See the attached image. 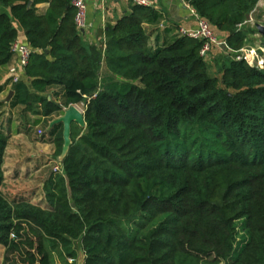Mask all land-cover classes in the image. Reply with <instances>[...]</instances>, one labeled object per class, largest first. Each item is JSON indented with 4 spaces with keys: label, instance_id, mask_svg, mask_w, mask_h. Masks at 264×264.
<instances>
[{
    "label": "trees",
    "instance_id": "1",
    "mask_svg": "<svg viewBox=\"0 0 264 264\" xmlns=\"http://www.w3.org/2000/svg\"><path fill=\"white\" fill-rule=\"evenodd\" d=\"M183 1L224 38L216 74L203 41L158 33L152 7L132 5L94 52L72 0H0V67L12 66L13 23L34 51L33 92L13 84L10 108L37 106L48 125L80 106L87 130L72 126L45 208L2 193L10 136L0 130L2 264H52L51 253L77 264L75 245L83 264H264V70L236 58L248 31L238 27L260 0ZM51 89L55 99L41 96ZM48 136L59 159L62 125Z\"/></svg>",
    "mask_w": 264,
    "mask_h": 264
},
{
    "label": "crops",
    "instance_id": "2",
    "mask_svg": "<svg viewBox=\"0 0 264 264\" xmlns=\"http://www.w3.org/2000/svg\"><path fill=\"white\" fill-rule=\"evenodd\" d=\"M149 1L152 4V8L163 16L162 22L158 28V33L168 29H195L196 21L191 16L183 0ZM132 5L133 4L131 3V0H88L86 9V28L84 29V31L81 32L83 42L86 44V46L92 49V51L94 52H101L104 49L105 41L109 30L116 24L118 20H120L124 15H126L130 11ZM47 7V4H41L37 6V9L39 12L44 13ZM0 14H6L9 16V10L0 6ZM13 27L18 32L17 41L23 44H27L24 31L18 26L17 23H13ZM155 38L156 35H153L151 38V41L153 43L155 41ZM211 51L212 52H210L211 55L209 56V58L213 61H217V65L215 66L216 70L215 73H213L216 74L219 70L217 60L219 55L217 54L223 55L225 53L224 47H221V49L219 50L213 48ZM221 52H223V54ZM14 63L15 59L13 57L10 64L13 65ZM9 66L10 65L0 67V130L8 132L10 136L5 150V155L7 154L8 149L12 148V139H14L16 135H22L25 139H28L31 136L30 134H26L27 130L29 129H33V132L35 130L42 132L41 136L38 135V137H36V139L38 140L36 144L40 145L41 148L43 147L44 152L49 151L51 154H53L54 146L52 144L50 136H48V129L51 122H49L48 125H45L44 119L36 114V112L39 111L38 107L35 106L31 111L27 112L23 107L19 106L15 108H10V102L12 99L8 103H6V98L8 94L12 91L11 86L8 83ZM107 76L108 70L103 60L101 62V68L99 70V78H105ZM21 82H23L28 87L30 92H33L31 88V80L26 78L24 74L21 75ZM58 92L59 89H51L47 94H43L41 96L47 97L48 100H53L55 99L53 95ZM17 126L19 127L17 128ZM23 127L26 128L24 131L22 129ZM21 131H23L24 134L21 133ZM30 158L31 159H28L25 164H22L21 166L19 165L20 169L25 168V166H28L30 163H41V165L44 164L43 159H41L40 161L39 159H34V156H31ZM18 168L14 169V171H18ZM43 168L44 167L41 166V169ZM49 181L50 178L40 186V191L44 193V197L45 186L49 183ZM33 194V191H25L23 193L16 192L14 193V195H10V198L13 197V200L14 198H19L18 200H26L36 205L34 201L35 197L33 198ZM79 256L80 254H78L77 257V264H83L84 259L80 260L81 258Z\"/></svg>",
    "mask_w": 264,
    "mask_h": 264
},
{
    "label": "rangeland",
    "instance_id": "3",
    "mask_svg": "<svg viewBox=\"0 0 264 264\" xmlns=\"http://www.w3.org/2000/svg\"><path fill=\"white\" fill-rule=\"evenodd\" d=\"M248 23L244 25V27L239 28L245 30L247 29L246 33V46L244 50L251 59V62L254 63L258 59V57L264 53V41L262 36L258 33L254 32V24H260L264 26V0H260L256 9L252 12V14L248 18ZM219 43L224 41L223 37H218ZM216 49H221V47H215ZM212 52V51H211ZM223 54V52H221ZM244 54V55H246ZM211 53L209 54V56ZM219 55L218 57V65L221 64L222 58L226 55ZM217 61H213L210 58L207 59V64L211 70V73H215ZM264 70V69H263ZM78 108L81 109L79 106ZM79 109V110H80ZM82 112V111H81ZM19 126H17L18 128ZM23 131L26 129L25 127L22 128ZM21 133L24 134V132ZM38 130L32 132L28 139H25L22 135H19L12 139L13 145L12 148H9L7 154L4 155V164H3V178L5 182H3L1 186V191L4 196L9 200H13L10 198V195H14L16 192H27L33 191V198L35 197V203L40 205L41 207H47L44 193L40 191L41 185L45 183L49 178H51L53 172L52 168L55 165V161L58 160L54 158L53 154L49 151L44 152L43 147L41 148L40 145H37L36 142L38 141L36 137H38ZM34 156V159H43L44 164H34L30 163L27 167L20 169L19 165L25 164L30 157ZM47 164V166H46ZM41 166L44 168L41 169ZM19 167V168H18ZM18 168V171H14V169ZM53 177V176H52ZM37 193V195H36ZM39 193V194H38ZM42 198V199H41ZM19 198H14V200H18ZM76 249H78V254H80V260L84 259L82 252L79 250L78 245H75ZM4 256V248L0 246V264H2ZM51 260L52 264H61L60 257L57 253H51Z\"/></svg>",
    "mask_w": 264,
    "mask_h": 264
},
{
    "label": "built area",
    "instance_id": "4",
    "mask_svg": "<svg viewBox=\"0 0 264 264\" xmlns=\"http://www.w3.org/2000/svg\"><path fill=\"white\" fill-rule=\"evenodd\" d=\"M87 2L88 0H72V6L76 10L75 24H76L77 30L80 33L84 31V29L86 28ZM131 3L133 5L140 6V7H152V4L149 0H131ZM185 5L188 8L191 16L195 19L196 27L193 30L180 29L179 33L183 36H187L195 40L203 41V46L200 50V56L207 61L211 50L219 46L224 47V42L219 43V40L215 32L211 28L210 24L206 20L200 18L195 13V11L191 7H189L186 3ZM247 23L248 22H245L244 25ZM241 27L242 25H240L238 28H241ZM244 52L245 50L243 48L240 51V53L236 55V58L244 59L247 63H249L251 66H253L257 70L264 69V53H262L258 57V59L254 61V63H252L250 57ZM11 53L15 59V63L8 69V77H9L10 86L21 81V75L24 74V69L29 62L31 54L34 53V51L27 44H23V43L16 41L15 43H13L11 47ZM38 135L41 136L42 132L38 131ZM52 172L54 174H62V167H61L59 160L55 161V165L52 168ZM69 262H71V260H69Z\"/></svg>",
    "mask_w": 264,
    "mask_h": 264
},
{
    "label": "water",
    "instance_id": "5",
    "mask_svg": "<svg viewBox=\"0 0 264 264\" xmlns=\"http://www.w3.org/2000/svg\"><path fill=\"white\" fill-rule=\"evenodd\" d=\"M254 27L258 34L260 36H264V26L260 24H254ZM264 47V44H263ZM47 54V53H46ZM13 91H11L7 98L6 103H8L12 97H13ZM56 125H62V139H63V147H62V153L60 158L58 159L60 164L62 160L65 158V156L68 153L69 148L71 147V128L73 125L78 126L81 129L85 130V122H84V116L83 113L75 106H70L68 109H66L62 116L52 121L49 125V129H52V127ZM87 132V130H85Z\"/></svg>",
    "mask_w": 264,
    "mask_h": 264
}]
</instances>
